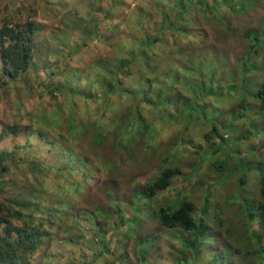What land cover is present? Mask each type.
<instances>
[{"label":"rangeland","instance_id":"1","mask_svg":"<svg viewBox=\"0 0 264 264\" xmlns=\"http://www.w3.org/2000/svg\"><path fill=\"white\" fill-rule=\"evenodd\" d=\"M28 1L0 0V19L15 12L22 2L25 7ZM177 1L54 0L48 6L50 9H39L35 14L31 11L28 17L37 23L31 50L36 65L20 74L17 80H11L3 75L0 56V150L17 151L15 159L19 160H45V166L51 171L43 185L44 192L39 178L35 184L36 194L40 196L37 204L41 209L51 204L65 209L66 205V225L73 222L75 226L68 235L60 233L50 246L38 247L28 264L89 263L100 251L95 222L101 221L103 225L101 215L109 211V217L116 218L108 207L123 210L120 217L123 224L115 233L110 232L112 227L108 229L111 245L123 248L130 262L137 264L134 253H139L140 236H134L133 225L138 218L131 219V207L127 203L137 184L150 181L162 158L167 156L171 165L179 163V183L187 186V196L189 188L193 205L201 209L206 200L210 203L209 210L217 212L211 213L212 219L207 221L211 242L198 264H264V221L256 209L260 198L259 180L264 173V101L257 97L264 80V0H206L202 12L197 14L192 10L186 16L182 23L186 24V31L178 33L169 27L174 18L166 16L162 39L170 45L175 43L173 47L180 49L181 60L167 53V48L163 53L158 43L156 49L160 52H156L150 65L141 33H159L161 10ZM96 5L103 8L98 17L87 12ZM111 6L120 11L122 18L116 19L119 28L113 23L101 22L107 13L112 17ZM141 10L150 15H145L140 26L134 28ZM25 22L21 20L20 25L24 26ZM188 34L195 36L191 38ZM257 44L260 45L257 47ZM75 48L78 51L74 52ZM161 52L163 57L159 55ZM119 53L124 57L134 55L136 62L139 61L140 65L133 71L142 81L141 85H134V92L148 86V103L128 94L112 96L120 110L117 112L115 106H110L106 114L97 117L98 130L91 123L89 139L80 150L87 157H80L81 160L98 164V168L90 167L94 178L91 182L85 181L84 174L76 169L74 177L67 176L63 183L58 175V169L64 165L59 153L63 146L46 155V144L33 133L39 128V113L60 110L56 101L42 92L47 86L59 84L57 78L49 82L57 67L70 62L80 69L92 57L110 59ZM190 56L194 64L189 70V89L186 91L183 85L173 87L172 79H166V72L180 69ZM76 101L73 108L60 110L59 116L56 115L67 118L62 134L50 128L49 137L63 136L70 124L88 122L85 109L94 112L96 103L90 102L86 107L82 101ZM121 103L127 106L121 107ZM137 104L147 128L142 136L131 139L136 125L132 114ZM70 109L73 113H69ZM31 116L34 121L29 126ZM121 118H125L123 127ZM16 120L20 123H15ZM10 125L18 133L6 128ZM3 130H6L4 134ZM81 160L74 161L75 168L82 165ZM11 178L16 185L33 184L31 176L16 174ZM82 183L86 185L78 193L72 190V186ZM226 204L236 205L229 208ZM154 207L152 203L151 209ZM142 228L151 238L150 231H155L156 249L148 259L143 258L142 264H174L172 254L177 248H173L180 241L169 231L159 232L154 226L146 228L144 224Z\"/></svg>","mask_w":264,"mask_h":264},{"label":"trees","instance_id":"2","mask_svg":"<svg viewBox=\"0 0 264 264\" xmlns=\"http://www.w3.org/2000/svg\"><path fill=\"white\" fill-rule=\"evenodd\" d=\"M53 1L29 0L25 7H23L22 2L15 12L0 19V56L4 66L2 72L3 75L9 77L11 80H17L20 74L27 73L29 68H33L36 65L37 61H33L31 50L37 23L28 19V17L31 11L35 14L39 9H50L48 6ZM97 1L101 2L102 0ZM205 1L178 0L173 3L172 7L164 6L165 9L161 10L159 33L155 35L148 34L146 31L141 33L142 42L146 45V51L150 58L148 64L151 65L152 58L156 55V52H160L156 49V44L158 43L162 45L160 50L163 53L164 49L167 48V53L173 55L179 61L181 60L180 49L173 47L176 46L175 43L170 45L168 41L162 39L164 35L163 24L167 20L166 16L174 18V23L169 24V27H173L172 29L176 33L184 32L187 26L182 23L186 19V16L192 10L197 11V14L202 12L203 9L201 10V8L205 4ZM113 6L109 8L110 11H113L112 17H109L110 13H107L101 17L103 18L101 22L113 23L115 28H119V22L116 19L119 20L122 17L120 11L113 9ZM102 10L103 8L96 5L93 8H89L87 12H90L89 14L92 16L98 17L99 12ZM145 15L150 14H144L141 10V17L137 19V24L133 26L134 28H136V25L140 26L139 24ZM23 19L26 20L24 26L20 25V21ZM177 24H181L184 27L181 28ZM188 35L191 38L195 36V34ZM201 41L204 44V38ZM190 42L191 40H189ZM259 45L257 44V47ZM73 51L76 52L78 49L75 48ZM162 52L159 55L163 57L164 54L162 55ZM121 54H115L110 59H102L99 55L92 57L87 64L84 63L81 66V68L83 67L82 71L81 68L76 69L77 67L73 66L70 62L65 63L62 67H57L53 70L49 77V82L57 78L59 79V84L47 86L42 92L43 95H47L48 98L55 100L57 106L63 112L69 108H73L77 102L76 100L82 101L86 107L90 102L96 103L94 112H90L87 108L85 109L84 116L88 118L87 123L83 120L82 122H78L77 125L70 124L66 129V134L63 132V136L59 135L54 138L52 136L49 137V129L51 128L62 134L63 123L67 118L61 119L57 117L60 114V110L58 113L56 111L55 113L48 112L45 115L39 113V120H37L39 128L33 130V133L41 139L43 144H46V155L50 154L59 145L63 146L61 147L63 149L60 148L59 153L64 158V165L58 169L60 173L58 175L61 176L63 183L67 176L74 177V174L77 173L76 169L78 172L84 174L85 181L91 182L94 178L95 173L92 174L90 167L95 166L98 168L99 166L93 161L81 160L80 157H84L85 159L87 157L83 153L84 151L80 150L86 144L87 138L89 139L91 123L95 124L97 131V126L99 125V121H96L97 117L106 114L110 106H115L117 112L120 110L119 106L115 105L111 99L112 96L128 94L133 97L138 96V99L148 103L146 98L150 91L148 86L139 87V90L134 92V85H141L142 81V77L136 78L137 73L133 71L134 67L140 65L139 61L136 62L134 55L124 57ZM193 64L194 59L192 56L186 57L180 69L178 67L176 71L171 69L166 72L167 81L172 79L170 84L173 87L183 85L187 91L190 87L189 70ZM122 76H125L126 80H123ZM163 83L164 80H162ZM101 89L102 92H100ZM257 97L261 101H264V80L259 87ZM120 106L124 107L127 104L121 103ZM135 107L132 115L135 118L136 125L135 131L131 134V139L133 136L135 138L142 136L147 128V123L141 114L140 107H138V104ZM69 113H73V109H70ZM114 117L116 119V116ZM31 121H34L33 116L28 120L29 126H31ZM124 122L125 118H121L120 126L124 125ZM15 123L20 122L16 120ZM6 128H9V131H13L15 134L18 133V130L12 125ZM4 132L6 130H3L2 133L4 134ZM18 154L17 151L0 150V264H28V259L35 253L38 247L43 245L50 246L60 233L68 235V232L75 227L73 222L66 225V205L64 206L65 209L61 207L55 208L52 204L50 207L41 209L37 204L40 196L36 194L35 184L39 178L41 188L43 185L45 186L44 183L48 179V172L51 171V169L45 166V160L38 162L34 159H15V156ZM80 160L82 165L79 168H75L74 161L78 162ZM171 164L168 156L163 157L161 164L156 168L154 177L145 184L138 183L134 195L129 197L127 204L131 207L130 217L131 219L138 218V222L133 225L134 230L133 228L131 229L134 236H140V240L137 241L139 253H134L137 264H142L143 258L148 259L151 252L156 251L154 247L155 235H153L155 231H150L152 233L151 238L146 233L147 231L142 228L143 224L146 228L154 226V230H159V232L165 233V231H169L173 238L176 237L180 241V243H177V247L173 248H177L175 253L172 254L174 264H198L201 255L208 251L206 247L211 242V237L208 235L209 225H207V221H211V213L214 212L209 210L210 203H207L206 200L204 203L202 202L201 209L193 205L189 200L191 196L189 188L187 189L189 196H187L185 194L187 186L184 185V182L179 183V163ZM16 174H20L25 178L31 176L33 184L29 186H26V183L22 186L16 185V183L12 182L11 178ZM53 174H56L54 169ZM8 180L11 182H8ZM85 185V183H82V185H74L71 188L78 193L82 189V186ZM44 190L45 188L43 187L42 192ZM258 193L260 198L256 203V209L264 221V173L261 174L259 180ZM172 195L174 196L173 198ZM207 198L212 200L210 196H207ZM152 203L155 206L153 209H151ZM226 205L229 208H233L236 204H233L234 206L232 204ZM108 209L113 210L116 218L112 219L113 217H109V211V213H104L105 216L101 215L103 225L106 227H103L101 221L95 222L99 229L100 251L96 255V258L89 263L83 262V264H93L94 261L96 264H136L130 262L127 253H124L125 250H122L123 248L111 245L110 232L115 233L118 227L123 224L122 219L120 220L123 210L120 207H108ZM144 212L146 214L142 216ZM35 214H39L41 217L36 218L34 217ZM96 216L97 214L95 213L94 217L96 218ZM117 218L119 219L117 220ZM140 222H142V227ZM17 223L22 224V226L17 225ZM111 227L112 230L108 232V229ZM182 232L183 236L184 234L186 235L185 238L181 236ZM126 238L127 240L130 239L127 236ZM155 241L157 244V240ZM191 254H193V260Z\"/></svg>","mask_w":264,"mask_h":264}]
</instances>
